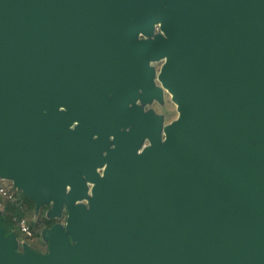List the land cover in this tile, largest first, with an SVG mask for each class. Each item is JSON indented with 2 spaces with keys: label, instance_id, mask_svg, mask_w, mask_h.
Returning a JSON list of instances; mask_svg holds the SVG:
<instances>
[{
  "label": "water",
  "instance_id": "95a60500",
  "mask_svg": "<svg viewBox=\"0 0 264 264\" xmlns=\"http://www.w3.org/2000/svg\"><path fill=\"white\" fill-rule=\"evenodd\" d=\"M148 59H164L179 110L164 127L127 108L160 96ZM0 179L68 210L42 230L45 255L19 253L0 218V264H241L264 249L245 226L264 203V0H0Z\"/></svg>",
  "mask_w": 264,
  "mask_h": 264
},
{
  "label": "flooded vegetation",
  "instance_id": "af4514ba",
  "mask_svg": "<svg viewBox=\"0 0 264 264\" xmlns=\"http://www.w3.org/2000/svg\"><path fill=\"white\" fill-rule=\"evenodd\" d=\"M159 31V29L155 30V34ZM154 34V35H155ZM154 36H145L143 34H140L137 38V40H150L153 39ZM149 67H152L154 69V75H153V83L155 86L160 87L161 93L160 96L157 97L156 95L152 96L150 100L143 102L141 98V93H138L137 99L133 103H129L127 108H131L133 105H138L141 106L143 113H147L148 111H153L155 115L160 116L161 118V126H165L173 121H175L178 116H179V110L177 107V104L173 101L171 94L169 91L162 85V83L158 79L159 72L161 70V67L164 63V59H160L157 61L150 60L148 59ZM131 126L128 127H121V131H129ZM162 138H164L163 130L161 131ZM93 138H98V135L94 134L91 139ZM109 139L113 140V136H110ZM150 144V139L146 138L143 141L142 148ZM113 144L111 143L110 146ZM10 188L14 187L15 190L19 191L21 194L25 196V198L31 200L34 205L32 207H26L24 206L22 208V211L25 213V210H30L29 208H32L31 210L37 209L36 212L38 214L36 217H40L45 220V228L51 227L54 224L57 223H62L65 224L67 221V216H68V210L64 206L62 209L61 213L58 216H49L47 214L50 205L49 204H41L40 206L37 207L35 201L27 196L25 193H23L21 190L17 189L13 183ZM13 188V189H14ZM90 188V186H89ZM90 193V191H89ZM14 194H13V199H14ZM88 197L85 199H82L81 202L85 204L86 207H88ZM251 208L253 209L252 212H250V217L247 218L245 222V226L247 229L254 230L257 234H264V203H259L255 205H251ZM39 215V216H38ZM62 216H65V221H62ZM35 216H33L34 218ZM35 217V218H36ZM52 221V225L48 226L47 222ZM44 228V229H45ZM6 230V229H5ZM16 232V231H15ZM35 233V232H34ZM17 234V233H16ZM41 234V233H40ZM40 234L36 231L35 235H32L33 240L36 239V237H39ZM17 237L18 234H17ZM19 240V238H18ZM36 242L32 241H23L19 240L18 246L16 250L23 254L26 251V245L29 246L33 251L39 253V254H47L49 252V243L45 241L42 238V241L40 242L39 240H35ZM72 244H74L73 241H71ZM250 248V249H249ZM243 258L241 260V264H264V249L262 244L256 243V244H251L250 246L246 245L244 254H242Z\"/></svg>",
  "mask_w": 264,
  "mask_h": 264
},
{
  "label": "trees",
  "instance_id": "16d2710c",
  "mask_svg": "<svg viewBox=\"0 0 264 264\" xmlns=\"http://www.w3.org/2000/svg\"><path fill=\"white\" fill-rule=\"evenodd\" d=\"M13 188L14 187L10 188V191L14 194L15 197L9 202H6V204L4 205V209L0 214L1 223L6 229V234L13 230L16 231L17 234L19 233L20 230L17 226V223L24 216L22 208L24 206L32 207L34 205L31 200L25 198L23 194ZM47 224L48 226L52 225V221L48 220Z\"/></svg>",
  "mask_w": 264,
  "mask_h": 264
},
{
  "label": "rangeland",
  "instance_id": "374dc122",
  "mask_svg": "<svg viewBox=\"0 0 264 264\" xmlns=\"http://www.w3.org/2000/svg\"><path fill=\"white\" fill-rule=\"evenodd\" d=\"M3 183L6 185V186H11L12 185V182L10 180H4ZM2 204L0 205V211H2L4 209V205L6 204V202H9L5 199H2ZM30 210H25V213L23 214L25 218H27V220L29 221V224L33 230V234L35 235L36 231L38 232V234H40L42 232V230L45 228V220L40 218V217H36V215L38 214L37 209H34V210H31L32 208H29ZM33 216H35L33 218ZM39 216V215H38ZM62 221H65V216H62ZM35 232V233H34ZM33 235V236H34ZM18 238L19 240H21V242L23 241H34L36 242L35 240H39L40 242L42 241V233L40 234L39 237H36L35 240H33L32 236L28 237L26 235H24L21 231H19L18 233ZM44 239V238H43Z\"/></svg>",
  "mask_w": 264,
  "mask_h": 264
},
{
  "label": "built area",
  "instance_id": "2783aa9c",
  "mask_svg": "<svg viewBox=\"0 0 264 264\" xmlns=\"http://www.w3.org/2000/svg\"><path fill=\"white\" fill-rule=\"evenodd\" d=\"M158 29V26H157ZM2 199L10 201L13 199V193L10 191V187L6 186L3 181L0 179V205L2 204ZM19 230L26 236L30 237L33 235V230L29 224L27 218L23 217L17 223Z\"/></svg>",
  "mask_w": 264,
  "mask_h": 264
},
{
  "label": "crops",
  "instance_id": "0c3cea01",
  "mask_svg": "<svg viewBox=\"0 0 264 264\" xmlns=\"http://www.w3.org/2000/svg\"><path fill=\"white\" fill-rule=\"evenodd\" d=\"M2 181H4V180H2Z\"/></svg>",
  "mask_w": 264,
  "mask_h": 264
}]
</instances>
